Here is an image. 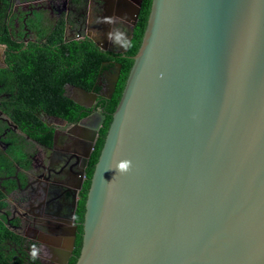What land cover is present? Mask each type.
I'll return each instance as SVG.
<instances>
[{
    "label": "water",
    "instance_id": "water-1",
    "mask_svg": "<svg viewBox=\"0 0 264 264\" xmlns=\"http://www.w3.org/2000/svg\"><path fill=\"white\" fill-rule=\"evenodd\" d=\"M133 60L91 179L76 264H264V0H152ZM78 90L93 103L74 101L92 109L100 95ZM95 111L72 124L90 130L66 174L75 183L48 181L58 264L75 248L79 193L106 118Z\"/></svg>",
    "mask_w": 264,
    "mask_h": 264
},
{
    "label": "trees",
    "instance_id": "trees-1",
    "mask_svg": "<svg viewBox=\"0 0 264 264\" xmlns=\"http://www.w3.org/2000/svg\"><path fill=\"white\" fill-rule=\"evenodd\" d=\"M151 4L152 0H142L132 41L128 50L119 54L100 49L92 39L88 38L65 41L64 19H60L50 30L39 27L36 29V40L27 43L22 40V35L17 41L6 29L0 28V42L7 45V64L10 68V72H6L8 76L3 80L8 83L9 79L13 78L16 83V87L8 85L15 102L6 104L5 111L22 133L31 140L52 148L55 128L43 121L42 113L61 118L71 124L79 123L97 109L106 116L86 168L83 189L79 193L75 216L78 233L68 264H76L81 253L85 204L91 179L113 113L133 66V57L142 43ZM118 66H121L120 70ZM107 71L114 75L119 72V80L111 99L99 96L96 105L92 109H86L67 94V86H73L99 95L102 90L99 81ZM8 154H0V176L14 175L16 172L14 161L19 162L21 159V154L15 158ZM5 183H8V192L17 186V183L11 179ZM5 196L0 189V208L6 205L3 203ZM22 243L23 238L0 220V264H40L36 257H30L22 251Z\"/></svg>",
    "mask_w": 264,
    "mask_h": 264
},
{
    "label": "flooded vegetation",
    "instance_id": "flooded-vegetation-1",
    "mask_svg": "<svg viewBox=\"0 0 264 264\" xmlns=\"http://www.w3.org/2000/svg\"><path fill=\"white\" fill-rule=\"evenodd\" d=\"M28 1H32V0H0V28L6 29L8 31V33H10L11 37L17 41L20 39V36H17V34H16V30H18L19 28L23 29L24 26L27 27V29L25 31L23 30L22 31L23 33L22 34L20 33V35H25L27 33V31H28V33H32L29 31L32 23H30V20H25V15L29 14L28 11L35 12L36 14L45 11L46 6L39 4L38 7L37 6L35 7V6L31 5L32 3H29V6L27 8H25L24 10H21L22 7L24 6V4ZM67 1H68V6L65 5L66 10L63 8H60L61 9L60 10L58 7H54V6H52L53 9L50 7H48V8L51 9V16H52V13L54 15L57 14L58 20H60V19H64L65 21L67 20V23L70 24V22H72L73 19L75 18V9H74L75 3L74 2L76 0H66V2ZM102 1L103 2L100 3V0H98L97 6L100 10L105 12V17H108V15L106 14V9H108L107 4L111 3V0H108L107 2L104 0H102ZM16 7L19 8V10L21 11V12H19V14L15 12V9H12V8H16ZM63 12H65L64 18L62 17ZM22 13H24V15H22ZM112 13L114 14L113 10L111 11V14ZM44 16H45V14H44ZM20 17H22L21 21L19 20ZM29 17H30V14H29ZM37 17L35 16L34 20H35V23L38 21L39 24L36 25L33 22V25H35L36 29H38L40 27V22H39V19ZM23 20L25 22L24 26H23V24H24ZM105 25L107 26V28H109L108 23H106ZM15 26L17 27V29H15ZM83 39H85V38H81V39L78 38L77 40H83ZM22 40L25 43L28 42L27 40L23 39V36H22ZM125 48L122 49V51L119 53H124ZM2 49L4 50V55H3L4 59L0 60V153L1 152L7 153L10 146L15 145L14 143H15L16 138H17L16 137L17 132L15 130H17L19 132H20V130H19L18 126L11 120V118L8 116V114L5 111L6 110L5 109L6 104H11V103L15 102V98L13 99V93L9 90L8 85H10V87H16V83L14 82L13 78H10L8 83L3 80L4 77L8 76V75H6V72L7 71L10 72V68L7 67V66H9L7 64V58H6L7 45L0 42V50H2ZM104 51H108V50H104ZM113 76H114V74L112 72L109 73V71H107L100 78L99 85L102 86V90L99 94L100 96L105 97L107 95V92L109 90V86L111 83L110 81H111V78ZM73 88H75L77 91L73 90V92L71 93V96L69 95L70 98H72L73 100L76 99L78 101H81V102H84L87 104L93 103L91 101V99L82 96V94L78 90V87H73ZM98 97H97V101H98ZM95 105H96V103L93 105V107ZM85 108L88 109L87 107H85ZM96 111H98V109ZM91 113H94V111ZM44 114L45 113H42V116ZM43 117H53V116L44 115ZM69 124H71V123H69ZM48 126H51V125H48ZM72 126L74 127V125H72ZM52 127H54V126H52ZM75 127H78V126H75ZM89 133H90V131H89ZM89 135L90 134H88V136ZM80 137L83 138V136H79V139H80ZM79 139L77 136L76 137L72 136V133L70 135H68V137H64V138L59 139V141H58L59 144H57V146L59 148L63 149V151H65V152H68V150H70V154L69 155L68 154L60 155L58 157V161H54L53 163H51V162L46 163L45 161L42 162L44 160V158H43V160H40L41 159L40 156L38 158H34L33 170L39 171V169H40V170L44 171L43 173H39V174L37 173L38 175L37 174L34 175L35 172H33V170H31L30 167L28 166L29 164H28L27 160L29 158H27V155L24 156L21 154V159L19 160V162L14 161V165L16 168L15 174L12 176H0V189L6 195L5 198L3 199V203H5L6 205H5V207L0 208V220L2 222H4V224L7 227L11 228L14 233H16L17 235H19L20 237L23 238L22 244H24L25 237H31V236L35 239L34 242H36L37 244L38 243L43 244V243L50 242V243L46 244V246L48 247V249L51 253V257H52L50 259V260H52L51 264H56V263L58 264V262L61 260L59 254L57 252V247H58L57 245L60 243V239H61V237L59 236L60 228L56 224H51L49 229H47L46 228L47 225H43L44 222H42L41 219L44 217L46 218V217L52 216V215H58L60 213L59 208H58V204L55 205L54 209H50V205L48 204L47 205L48 212H46V209H44L43 214H42V213L38 212V211H40L38 204L34 205L33 202H34L35 196L40 193V188H39L38 184H41L42 181H44L46 184L47 188H44L45 189L44 191H46L47 193H48L49 187L52 186L48 182L50 180L59 181V182L67 181V183H71V184L75 183L74 178L71 177V179H69V176L66 174H69L70 167L73 164H75V160L71 159V157L76 155L79 158H81L83 152H85V145H83L79 141H78L79 143L77 142V140H79ZM82 140L83 139H81V141ZM20 141H21V139L18 138V142H20ZM35 143H37V142H35ZM37 144L39 145V143H37ZM42 146H44V145H42ZM22 148H24V146ZM23 152H24V150H23ZM19 155H20V153H19ZM49 161H52V159ZM81 164H82V161L80 160L78 162V164L76 165V169L79 168L81 166ZM24 170H26V171H24ZM15 177H17L18 180ZM22 178H24V181H22L23 180ZM28 178H29V180L34 179V181L33 182L29 181V182H31L29 184H32V183L33 184L30 185L28 188H26L29 185V184H27ZM9 179L14 180L17 183L16 188H14L11 192H8V186H7L8 183H5V182H9ZM35 181H36V183H35ZM58 192H62V190L60 189ZM12 193L19 196L17 198L18 200L16 201L17 205H15V206L12 205V206H14L13 208L9 206V204H11V203L14 204V202L11 201V199H10V195ZM53 196H56V195H53ZM21 203H22V205H21ZM10 208L12 209L11 211L9 210ZM53 220H56V222H58L57 218H55ZM41 228H44L45 231H40ZM41 234L49 237V239H47L49 241H47L45 239H39ZM42 238H44V237H42Z\"/></svg>",
    "mask_w": 264,
    "mask_h": 264
},
{
    "label": "crops",
    "instance_id": "crops-1",
    "mask_svg": "<svg viewBox=\"0 0 264 264\" xmlns=\"http://www.w3.org/2000/svg\"><path fill=\"white\" fill-rule=\"evenodd\" d=\"M53 2L54 0H32L24 4L21 10H24L25 8H27L29 6V3H32L31 4L32 6L34 5L38 6L39 4L46 6L44 12H40L36 14L35 12L28 11L30 14V17H29V14L25 15V20H30V23H32L31 28L29 30L32 33H28L27 31L25 35H22L24 40H27L28 42L36 40V30H35L36 27L35 25H33V22L35 23V20H34L35 16L36 17L38 16L37 18L39 19L40 27L44 30L52 29V27L59 21L58 19H56L54 23L52 22L50 23L49 21L48 23H46L44 13L49 12L51 14L50 8H52L53 5L51 4ZM97 2L98 0H80V1L77 0L74 2L75 3L74 4L75 18L73 19L72 22H70L71 25L67 23V20L65 21V23H67L65 27V36H64L65 41H73V40H77L78 38L93 39V41L97 43L106 45L108 51L119 53L127 45V35L130 33L132 29V23L134 21L136 12L138 8L140 7L141 0H115L114 9H113L114 14L112 13L109 16L108 20L104 18L105 12L98 8ZM102 2L103 1L100 0V3ZM65 5L68 6V1L61 8L65 9L66 7ZM12 9H15V12L18 14L19 12H21L19 8L17 7L12 8ZM22 15H24V13H22ZM52 16H54L53 13H52ZM21 18L22 17L19 18L20 21L22 20ZM106 23H108L109 28H107V26L105 25ZM35 24L38 25L39 24L38 21ZM24 25H25V22L23 26ZM15 28L17 27L15 26ZM26 29L27 27L24 26L23 29L19 28L18 30H16L17 36H21L20 33L22 34L23 33L22 31L23 30L25 31ZM3 55H4V50L2 49L0 50V60L4 59ZM6 58H7V55H6ZM7 67L9 68V66ZM69 87L72 91L73 90L77 91L72 86H67V88ZM43 121L46 124L55 127L56 135L54 134L55 135L54 145H55V142L59 144L58 141L60 138L68 137V135L75 132L76 130H77L76 132H79L80 134L77 136L78 139H79V136H83V138L80 137L79 142L84 145L85 139H87L88 137L87 135L89 134V131H90L84 124H82L83 125L82 127L81 126L73 127L72 124H69L67 121L61 118H58V117H54V116L53 117H43ZM15 131L17 132V136H16L17 138L14 143L15 145H11L7 153L1 152L0 154L4 155V154L11 153V155H13L12 158L18 157L19 153L24 156L27 155V158H29L27 160L29 164L28 166L30 167L31 170H33V167H34L33 166L34 158H38L40 156L41 157L40 160H43L44 158L42 162L45 161L46 163H49V162L53 163L54 161H58V157L60 155L66 154V152L63 151V149L59 148L57 145L54 150H51L50 148L42 146L40 144L39 146L37 143L29 139L21 131L20 132L17 130ZM18 138L21 139L20 142H18ZM81 139L83 140L81 141ZM23 146L24 148H22ZM51 159L52 161H49ZM33 172H35L34 175H36L37 173L38 174L43 173L44 171L39 169V171L33 170ZM29 181L33 182L34 179L29 180L28 178L27 184L31 183ZM32 184H29L26 188H28ZM38 185L40 188V193L35 196L33 204L34 205L38 204V207L40 208V211L38 212L43 214V210L46 208L45 205L49 198L47 199L46 197L47 192L44 191L45 190L44 188H47L45 182L42 181V183ZM43 219H45V217ZM53 219H54L53 216H51L49 220H47L46 223L43 221L44 222L43 225H47L46 227L47 229H49L51 224L61 225V223L58 224V222H56V220H53ZM40 231H45V230L44 228H41Z\"/></svg>",
    "mask_w": 264,
    "mask_h": 264
},
{
    "label": "rangeland",
    "instance_id": "rangeland-1",
    "mask_svg": "<svg viewBox=\"0 0 264 264\" xmlns=\"http://www.w3.org/2000/svg\"><path fill=\"white\" fill-rule=\"evenodd\" d=\"M77 1V0H76ZM50 2H52V1H50ZM66 2V0H54V2L51 4V5H53L54 7H59V8H61V7H63L64 6V3ZM35 6V5H34ZM36 7V6H35ZM38 7V6H37ZM44 12V11H43ZM45 14V19H46V23H48V21L51 23H54L55 22V20L56 19H58V17H57V14H55L54 16H50L51 14L49 13V12H46V13H44ZM64 15H65V12H63V14H62V17L64 18ZM49 25V24H48ZM50 26V25H49ZM15 29H17V28H15ZM33 36V35H32ZM73 91L70 89V87L69 88H67V94L68 95H70L71 96V93H72ZM77 131V130H76ZM78 135H80L79 134V132H73L72 133V136H78ZM24 171H26V170H24ZM16 178V177H15ZM2 179V178H1ZM23 180L22 181H24V178H22ZM16 188V187H15ZM19 196L18 195H16V194H14V193H12L11 195H10V199H11V201H13L14 202V204H9V206L10 207H14L15 205H17V203H16V201L18 200L17 198H18ZM46 197H47V199L49 198H52L53 197V195H50L49 193H47L46 194ZM19 204V203H18ZM12 205H14V206H12ZM21 205H22V203H21ZM54 205H56L55 203H54ZM45 209H46V212H48V207H47V205H45ZM10 211L12 210L11 208L9 209ZM53 216V218L55 219V218H57L55 215H52ZM51 216H49V218H50ZM49 218H45V219H41V221L43 222H47V220H49ZM9 228V227H8ZM9 229H11V228H9ZM12 230V229H11ZM13 231V230H12ZM42 237H44V238H42ZM39 239H45V240H47V239H49V237H47L46 235H43V234H41L40 235V237H39ZM35 241V239L31 236V237H25V239H24V244H21V248H22V251H24L28 256H30V257H36L37 258V260H39V262H40V264H51L52 262V260H50L52 257H51V253H50V251H49V249H48V247L46 246V244H48V243H50V242H48V243H43V244H41V243H36V242H34ZM47 241H49V240H47ZM54 258V257H53ZM57 264V263H56Z\"/></svg>",
    "mask_w": 264,
    "mask_h": 264
}]
</instances>
